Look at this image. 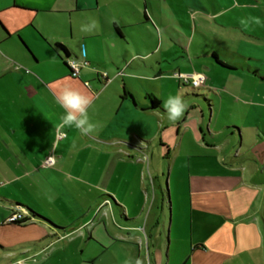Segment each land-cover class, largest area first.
I'll use <instances>...</instances> for the list:
<instances>
[{
    "label": "crops",
    "instance_id": "obj_1",
    "mask_svg": "<svg viewBox=\"0 0 264 264\" xmlns=\"http://www.w3.org/2000/svg\"><path fill=\"white\" fill-rule=\"evenodd\" d=\"M126 3L127 18L121 16L118 22L108 24L100 17L99 22L114 46L129 45L130 37L136 50L124 48L128 58L122 64L111 59V67L102 74L92 68L95 54H81L93 38L92 32L75 30L74 26L77 14L88 15L98 9L97 0H0V261L17 263L25 256L23 259L41 257V264H52L78 242L74 253L79 251L86 264H145V258L139 261V244L159 245L165 239L167 253L172 241L180 249L173 264H264V146L252 150L254 145L236 144L230 138L235 133L239 136L243 126L263 121L264 93L245 103L248 108L239 112L245 119L239 129L223 126L219 131L217 122L213 127L216 108L212 99L205 100L209 107L207 130L212 127L208 132L213 140L196 139V130L188 144L175 145L174 157L185 165L186 186L176 189V214L167 195L172 211L167 228L161 219L162 190L153 189L145 214L144 203L150 196L141 187L140 154L136 156L133 146L122 142L148 145L154 138V125L149 127L148 123L162 106V97L167 96L165 81L173 78L172 70L167 72L164 66L171 67L172 61H190L192 55L196 61L205 59L228 74L240 72L243 78L252 81L259 77L264 82L260 65L250 63L262 59L257 40L264 38V0H136L137 7ZM248 23L261 32L250 30ZM141 29L150 34V44L140 38ZM55 45L62 46L69 58L80 61L83 57L87 62L77 78L70 76L64 54ZM74 45L77 52L72 50ZM152 58L155 60L148 64ZM194 67L201 66L197 62ZM68 85L92 97L88 116L95 130L82 135L74 127L65 128L62 131L67 135L58 140L55 125L64 110L56 97ZM181 85L206 90L205 97L212 94L234 99L233 92H218L219 88ZM151 98L159 101L158 108H150ZM200 111L199 134L206 113ZM228 131H233L230 136L218 139ZM120 145L121 149L116 148ZM52 155L54 165L46 166ZM134 163L135 172L124 173V165ZM108 179L120 186L126 181L125 187L128 181H135V189L127 187L123 192L128 195L132 191V197L137 198L142 225L125 218L128 208L117 204L113 193L114 199L106 197L112 199L122 223L110 230L101 218L96 221L107 204L94 202L92 192H108ZM36 199L56 220L34 206ZM13 210L27 212L30 221L8 224ZM38 213L63 227H56ZM98 225L104 229L95 232ZM89 227L84 240L83 231L88 232ZM60 242L63 247L54 248ZM134 244L136 253L130 260L122 246ZM17 251L24 253L18 255ZM148 259L149 264H161L158 255Z\"/></svg>",
    "mask_w": 264,
    "mask_h": 264
},
{
    "label": "rangeland",
    "instance_id": "obj_2",
    "mask_svg": "<svg viewBox=\"0 0 264 264\" xmlns=\"http://www.w3.org/2000/svg\"><path fill=\"white\" fill-rule=\"evenodd\" d=\"M98 1V9L94 12L87 13L88 15H84V13L77 14L75 16L74 20V26L75 30L81 29L83 26H88L91 24H94L95 27L90 31L92 32L91 40H89L87 47V52H91L92 54H95V63L92 65V68H94L97 72L104 73L108 72V68L111 67L110 60L113 59L115 63L122 64L123 59L128 58V56L125 53L126 49H131L135 51V43L132 41L130 37H127V41L129 45H121L120 46H114L111 40L105 36L104 30L102 28V24L99 22V18L102 17L105 22L108 24H111L114 21L118 22V18L121 16H125L127 18V14L125 13L127 9V3L129 2L134 7H137L136 0H97ZM264 7V4L262 5ZM264 11V10H263ZM103 21V22H104ZM246 22V21H245ZM255 23V21H253ZM77 25L80 26L77 28ZM175 27H177L179 30L183 31L184 33H187V31L179 26L176 23H173ZM250 30H256L258 33L261 31L259 29H256L255 27L250 26L248 23ZM262 28L264 30V24H262ZM139 34H141L140 38L144 37L148 44L151 43L150 34L148 31H145L141 29L139 31ZM261 36V35H259ZM260 39L257 40V45L261 47V61L255 62L251 61L250 63H257L260 65V70H262V75H264V38L259 37ZM143 39V38H142ZM164 41H167V39L164 37ZM107 42V45H105ZM140 45H143L144 43L139 42ZM174 44V43H172ZM173 46V45H172ZM73 51L77 52V46H72ZM180 52V48L178 46H173ZM125 48V50H124ZM258 53V54H260ZM257 54V55H258ZM174 55V54H173ZM172 55V59L173 56ZM112 56V57H110ZM155 59L152 58L150 62H147L148 64H152V61ZM199 64L201 67H194L196 64ZM179 67V69H176V67ZM167 72L169 70L171 71L173 80H166L164 88L166 87V94L167 96H163L161 99V107L156 112L155 118L148 123L149 127L154 125L155 129V135L153 139H150V143L148 145H143L142 143H130L127 141H122L124 143H128L133 146L134 154L138 156L140 154L138 162H142L139 166L138 170L141 172V187L145 194L149 192L150 200L149 202H146L145 200V214L148 212L149 204L152 199V191L155 188V190L160 187V189L163 192L164 195V213L161 219L166 224V228L168 227L169 223V215H170V207L168 205L167 201V195L170 198L171 202V209L174 210V212L177 209V194L176 189L185 188L186 184L184 182L185 176H186V169L185 165L181 163V159L175 158L173 149L175 145H177L180 142H183L184 146L188 144L191 140L194 139L193 132L197 130L196 139H209L213 140V137L209 135L212 131L211 129L207 130V125L209 124L208 120V103L205 100L212 99L214 102V108H216L215 116L212 119V126L217 122V130H221V128L224 127H231L234 126L239 129V126L241 127L243 125V121H245L244 118H242L239 114L240 111L244 110L245 108H248V106L245 105V103L248 100H252L253 98H260L262 94L264 93V82H261L259 77L253 78L251 81L243 78L240 72L228 74L225 71H222L216 67H214L212 64H209L205 59H201L199 61H196L192 55L190 56V61H186L185 59H178L177 61H172L171 67H168L167 65L164 66ZM85 70V69H84ZM86 70L90 71V68L87 67ZM140 70L144 71L145 69L141 66ZM174 70H179L181 72L190 71V73H197L202 72L201 74H204L207 78V81L202 84V86H205L212 89L219 88L217 91H225L226 92H233L234 99L228 100L226 97H223L219 99V97H215L212 94L209 95V97H205L206 90L198 89L194 90L191 87H182L181 83L182 80H180L177 77V72ZM148 71V70H146ZM187 73V74H190ZM184 75V73H183ZM261 78H264V76H261ZM181 83H180V82ZM180 83V84H179ZM213 84L216 85L213 86ZM156 87L157 84H156ZM179 95L183 101L187 104V109L184 112V115L177 121H170L168 119V115L163 108L164 102L168 99L169 96H177ZM191 95H197L200 96L198 99H192V101H189V97ZM205 97V98H204ZM191 102V103H188ZM193 106V107H192ZM193 108V109H192ZM200 109H203L205 113V120H204V128L203 132L199 134L198 127L201 124V111ZM218 120V121H217ZM254 126H243L242 132L239 134H234L233 137H230L234 140V142L237 144L239 142L241 143H247L249 146H253L252 150H256L258 148H261L264 146V119L262 122H254ZM211 130V131H210ZM233 131H228V133H223L218 137V139H222L223 136H230ZM161 145H164V148H161ZM123 145L117 146L116 148L121 149ZM145 148V149H144ZM188 148H183V150H186ZM246 149V148H245ZM140 152V153H139ZM128 154V153H124ZM129 155V154H128ZM137 161V160H136ZM135 163L134 165H127L125 164L123 169L124 173H131L135 172ZM92 183H96V181H92ZM126 181L123 182V186H120L118 183L113 181L112 179H108L107 185L105 187L108 189V192H95L93 191V200L101 201L104 204H107L106 207H104L100 214L97 216L96 221L101 220L107 225L108 229L112 230V227L119 224L121 217L118 212V210L114 207H112V199H108L106 196H109L110 198L114 199V195L112 196L111 193L115 194L117 196V201H115L119 205H125L128 208V213H125L124 216L127 220H131L133 224H140L142 225V215L140 209L137 208L139 206V202L135 199V196L132 197V191H129L128 195H125L123 192L127 187H130L131 189H135V181L131 180L128 181V184L125 187ZM168 190V192L165 193V191ZM30 196V193H28ZM25 198V197H24ZM34 198V197H33ZM146 199V198H145ZM37 200V199H36ZM134 200V201H133ZM23 202H25V199H23ZM93 202V204H94ZM34 206L39 208L40 212L46 216H49L50 218H53L56 220V217L49 213L46 210V207L37 200V203H34ZM173 212V213H174ZM41 213H38L39 216L49 221L51 224L55 225L56 227H63L55 222L51 221L46 216L42 215ZM176 214V212H175ZM95 215V214H94ZM93 215V217H94ZM115 216L117 219H115ZM92 217V218H93ZM77 219V218H76ZM75 219V220H76ZM74 220V221H75ZM97 223V222H96ZM122 223V221L120 222ZM103 225H98L95 229V232L102 231ZM51 232L57 233L56 230L50 229ZM91 228L89 227L88 232L85 230L83 231L84 234V240L88 239V234L90 233ZM52 234V233H49ZM94 235V234H93ZM174 236V235H173ZM73 237H69L67 241L71 240ZM94 240V237H91ZM63 243L60 242L59 244L56 243L54 245V248H60L63 247ZM78 246L75 244L71 247V249L67 252L66 255H59L58 257H55L52 261V264H86L84 256L80 254L78 251L77 253H74L75 247ZM104 247L103 245H101ZM93 247V244H92ZM121 247V246H118ZM126 253H128V256L130 257V260H133L132 257L136 253L135 244L134 246H122ZM53 248V249H54ZM178 245L172 241V244L170 246V251L166 252V242L165 239L162 241L159 245H152V244H146L143 245L139 244V253L141 259L139 261H143V258L146 259L145 264H149L148 257L152 256H159L161 264H173L175 263V259H177L178 255H176L175 252L179 253L180 249H178ZM24 253V252H22ZM20 251H17L16 254L20 255L22 254ZM25 256L22 257V259L17 260V263L15 260H6L0 261V264H33L31 258L23 259ZM170 258V261H166ZM20 258V257H17ZM35 264H41L43 258H36ZM151 264H154L153 261Z\"/></svg>",
    "mask_w": 264,
    "mask_h": 264
},
{
    "label": "clouds",
    "instance_id": "obj_3",
    "mask_svg": "<svg viewBox=\"0 0 264 264\" xmlns=\"http://www.w3.org/2000/svg\"><path fill=\"white\" fill-rule=\"evenodd\" d=\"M244 23V21H242ZM95 27L94 24L83 26L81 31H91ZM81 54L87 56V48H83ZM72 66H76L75 61H70ZM193 84L198 86L197 81L194 79ZM56 102L64 110V114L59 117L58 123L55 125L57 132L61 136H66L67 133L62 131L65 128H75L82 135H87L95 130V125L90 122L88 116V108L92 104V97L81 90L72 87L71 85L64 86L59 95L56 97ZM163 108L165 109L168 119L170 121H177L187 109V104L183 99L177 96H169L164 102ZM48 160L55 163V156H49ZM19 264V262H18Z\"/></svg>",
    "mask_w": 264,
    "mask_h": 264
},
{
    "label": "built area",
    "instance_id": "obj_4",
    "mask_svg": "<svg viewBox=\"0 0 264 264\" xmlns=\"http://www.w3.org/2000/svg\"><path fill=\"white\" fill-rule=\"evenodd\" d=\"M70 61H75L76 62V66L73 67L72 66V63H70ZM66 65L69 69V74L72 78H77L79 76V72H80V69L82 67H85L87 66V62L83 59L80 60V61H76L75 59H72V58H69L67 59L66 61ZM105 77V75H103ZM177 77L182 80L183 84H188L190 86H192L193 88H198V87H201L202 84L205 82V76L201 73H191V74H184V75H180V74H177ZM196 80L197 81V84L198 86H195L193 84V80ZM65 136H61V135H57V139L60 140L62 138H64ZM49 158V157H48ZM48 158L46 159L45 161V165L46 166H53L54 163L50 162L48 160ZM27 212H21L19 210H13L12 214L7 218L6 222L8 224H14L16 222H20V221H23L26 217H27ZM32 263L35 264V260L32 259Z\"/></svg>",
    "mask_w": 264,
    "mask_h": 264
},
{
    "label": "trees",
    "instance_id": "obj_5",
    "mask_svg": "<svg viewBox=\"0 0 264 264\" xmlns=\"http://www.w3.org/2000/svg\"><path fill=\"white\" fill-rule=\"evenodd\" d=\"M0 27L3 29V27H2V25L0 24ZM4 32H5V30H4ZM6 33V32H5ZM55 48H58L59 50H61L62 52H63V54H64V58H67V59H69V54H68V52L62 47V46H60V45H55ZM66 61L67 60H65L64 59V64L66 65ZM219 64H221L222 66H225V65H223L222 63H220L219 62ZM67 66V65H66ZM261 79H263L264 80V78H261ZM150 105H151V109H155V108H158L159 107V101L158 100H156L155 98H151L150 99ZM27 211H28V213L30 214V215H35V213H33L31 210H29V209H27ZM30 221V218H25L23 221H20V222H16V223H14V224H16V225H25L27 222H29Z\"/></svg>",
    "mask_w": 264,
    "mask_h": 264
},
{
    "label": "water",
    "instance_id": "obj_6",
    "mask_svg": "<svg viewBox=\"0 0 264 264\" xmlns=\"http://www.w3.org/2000/svg\"><path fill=\"white\" fill-rule=\"evenodd\" d=\"M65 60H67V58H65Z\"/></svg>",
    "mask_w": 264,
    "mask_h": 264
}]
</instances>
